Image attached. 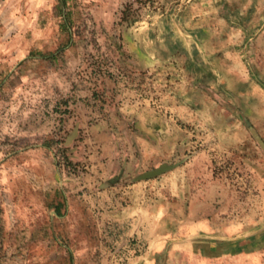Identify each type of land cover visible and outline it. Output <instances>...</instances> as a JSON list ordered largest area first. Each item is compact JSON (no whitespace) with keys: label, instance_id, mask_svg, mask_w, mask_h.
<instances>
[{"label":"crops","instance_id":"obj_1","mask_svg":"<svg viewBox=\"0 0 264 264\" xmlns=\"http://www.w3.org/2000/svg\"><path fill=\"white\" fill-rule=\"evenodd\" d=\"M124 1L103 0L101 7L112 14ZM156 1L160 9L142 6L143 15L117 32L127 77L102 84L111 112L100 118L83 109L69 118L66 145L85 160L98 147L91 164L107 179L182 156L194 142L185 125L208 126L210 133L183 166L159 182L130 185L126 204L115 198L113 210L103 213L107 235L113 230L118 246L142 242L126 264H201L203 258L246 253L259 258L264 211L245 223L229 181L215 177L211 161L221 148L238 149L237 165L264 206V152L240 128L242 122L264 128V22L251 18V5L231 8L233 0ZM142 73L164 81L157 100L143 95L142 76L136 77ZM251 143L257 157L247 150Z\"/></svg>","mask_w":264,"mask_h":264},{"label":"rangeland","instance_id":"obj_2","mask_svg":"<svg viewBox=\"0 0 264 264\" xmlns=\"http://www.w3.org/2000/svg\"><path fill=\"white\" fill-rule=\"evenodd\" d=\"M233 2L231 8L253 6L251 18L260 16L264 22V0ZM101 4L103 0H65V4L60 0H0V264H126L143 244L131 239L118 246L114 231L110 229L112 233L107 235L105 209L113 210L115 198L128 203L130 185L159 182L171 175L211 131L205 125L183 124L194 142L182 156L107 179L92 165L98 158L97 146L85 160L66 145L69 118L83 109H92L100 118L111 112L105 106L102 84L127 73L119 63L122 45L118 30L143 15L142 6L161 7L156 0H127L109 14ZM64 12L69 30L64 28ZM53 52L56 56L43 57ZM260 56L264 58V51ZM138 76H142L139 86L143 95L157 100L164 81L144 78L143 73ZM240 128L264 152L258 142L264 128L243 122ZM251 144L247 150L257 157L258 149ZM233 151L218 150L211 167L215 177L229 181L237 200L235 207L248 223V219L263 215L264 206L257 203V191L237 165L234 154L238 149ZM163 164L176 166L156 177L134 180ZM161 186L153 185L152 192ZM261 253L259 258L246 253L199 262L264 264V249Z\"/></svg>","mask_w":264,"mask_h":264},{"label":"water","instance_id":"obj_3","mask_svg":"<svg viewBox=\"0 0 264 264\" xmlns=\"http://www.w3.org/2000/svg\"><path fill=\"white\" fill-rule=\"evenodd\" d=\"M176 164H163L160 167L154 168L152 170L143 172L141 174H138L134 180H146V179H150L153 177H156L170 169H172L173 167H175Z\"/></svg>","mask_w":264,"mask_h":264},{"label":"trees","instance_id":"obj_4","mask_svg":"<svg viewBox=\"0 0 264 264\" xmlns=\"http://www.w3.org/2000/svg\"><path fill=\"white\" fill-rule=\"evenodd\" d=\"M60 1H61V3L65 4V0H60ZM62 15H63L64 21H65L64 22V28H66V30H69L70 29V24L68 22V14L66 12H64ZM54 56H56L55 52H53V53H51L49 55H43V57H45V58L54 57Z\"/></svg>","mask_w":264,"mask_h":264}]
</instances>
